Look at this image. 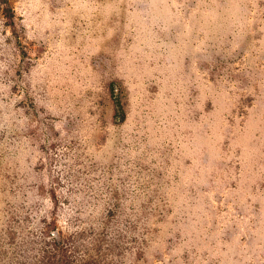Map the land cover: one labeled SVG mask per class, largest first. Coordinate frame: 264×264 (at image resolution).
<instances>
[{
  "label": "rangeland",
  "instance_id": "rangeland-1",
  "mask_svg": "<svg viewBox=\"0 0 264 264\" xmlns=\"http://www.w3.org/2000/svg\"><path fill=\"white\" fill-rule=\"evenodd\" d=\"M0 264H264V0H0Z\"/></svg>",
  "mask_w": 264,
  "mask_h": 264
}]
</instances>
